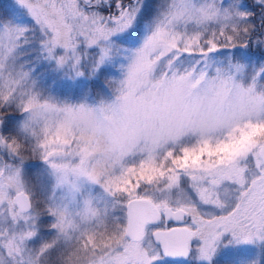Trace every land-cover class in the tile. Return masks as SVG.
I'll list each match as a JSON object with an SVG mask.
<instances>
[{
  "label": "snow or ice",
  "instance_id": "obj_1",
  "mask_svg": "<svg viewBox=\"0 0 264 264\" xmlns=\"http://www.w3.org/2000/svg\"><path fill=\"white\" fill-rule=\"evenodd\" d=\"M0 264H264V0L0 9Z\"/></svg>",
  "mask_w": 264,
  "mask_h": 264
},
{
  "label": "trees",
  "instance_id": "obj_2",
  "mask_svg": "<svg viewBox=\"0 0 264 264\" xmlns=\"http://www.w3.org/2000/svg\"><path fill=\"white\" fill-rule=\"evenodd\" d=\"M10 0H0V9L6 7Z\"/></svg>",
  "mask_w": 264,
  "mask_h": 264
}]
</instances>
